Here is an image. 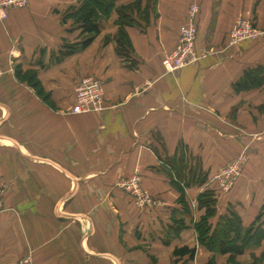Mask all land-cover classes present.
<instances>
[{"label": "crops", "instance_id": "1", "mask_svg": "<svg viewBox=\"0 0 264 264\" xmlns=\"http://www.w3.org/2000/svg\"><path fill=\"white\" fill-rule=\"evenodd\" d=\"M78 3L30 0L0 20V264L229 261L199 242L198 197L216 194L213 225L234 211L243 226L264 227V174L255 165L264 136L243 134L264 132V90L237 88L246 71L264 67V39L225 48L236 19L264 28V0H157L149 22L126 27L133 66L116 50V12L87 48L63 56L65 44L80 39L65 19ZM194 4L196 46L206 56L169 73L162 60ZM17 66L37 73L48 100L17 77ZM86 75L104 81L105 109L72 114ZM245 146L248 169L233 191L220 193L211 179ZM137 169L159 205L141 207L120 186ZM184 247L196 250L194 259L176 255ZM263 250L252 244L236 261Z\"/></svg>", "mask_w": 264, "mask_h": 264}, {"label": "trees", "instance_id": "2", "mask_svg": "<svg viewBox=\"0 0 264 264\" xmlns=\"http://www.w3.org/2000/svg\"><path fill=\"white\" fill-rule=\"evenodd\" d=\"M120 0H80V6L66 13L65 19L74 21L75 30H80V39L75 44H65L63 56H68L87 48L94 39L101 33L102 22L111 18L113 13L118 14V34L115 36L117 53L130 61L131 66L136 63L133 55L132 41L126 30L127 26L139 24V19L149 22L151 11L154 12V5L157 0H147V5L142 9V0H135L132 4L119 5ZM153 6V7H152ZM129 59V60H128ZM17 77L27 82L45 100L49 97L44 94L37 73L29 71L23 73L20 66L16 67ZM264 68L258 67L247 71L239 84L238 89H248L251 84L263 82ZM217 198L215 193L207 190L198 197V206L204 209V214L195 224L199 234V242L210 251L221 254H229V262L238 264L236 257L243 254L250 245H264V227L262 224L251 225L248 228L243 226L242 220L234 211L220 216L216 225L211 219L217 215ZM178 256H187L194 259L196 250L184 247L175 251ZM183 264H186L185 262ZM254 264H264V250L260 258L255 257Z\"/></svg>", "mask_w": 264, "mask_h": 264}, {"label": "built area", "instance_id": "3", "mask_svg": "<svg viewBox=\"0 0 264 264\" xmlns=\"http://www.w3.org/2000/svg\"><path fill=\"white\" fill-rule=\"evenodd\" d=\"M30 0H0V20L6 19L9 10L13 8H25ZM200 11L198 5H191L188 9L186 22L180 28V35L174 51L170 55H166L162 64L169 73H175L184 67L193 65L206 56V50L197 49L196 42L198 38V27L196 17ZM264 29V28H263ZM261 30V29H260ZM261 33L259 28L247 18H239L231 29L230 41L232 44H242L248 40L260 39ZM1 76V72H0ZM102 87L99 81L93 77H86L81 80L76 87L74 113L93 112L101 110L103 104L98 99L100 97ZM236 165L229 169L235 170ZM138 175H134L129 180L122 182L121 187L134 197L137 204L141 207L147 205H159V202L146 193L139 184Z\"/></svg>", "mask_w": 264, "mask_h": 264}, {"label": "rangeland", "instance_id": "4", "mask_svg": "<svg viewBox=\"0 0 264 264\" xmlns=\"http://www.w3.org/2000/svg\"><path fill=\"white\" fill-rule=\"evenodd\" d=\"M30 3V2H29ZM129 4V3H128ZM128 4H126V5H128ZM81 4L80 3H78L77 4V6H73V7H70V8H68L67 10H66V12L65 13H68V12H70V11H72L73 9H76V8H78L79 6H80ZM28 6H29V4H28ZM27 6V7H28ZM26 8V7H25ZM2 20H5V19H2ZM237 20L238 19H236L234 22H233V24H232V26H231V29L234 27V25L236 24V22H237ZM259 28V27H258ZM263 31L264 29L263 28H259V31H261V30ZM230 35H231V30H229V32H228V40H227V42H226V44H225V48H227V49H229V50H235L236 48H237V46H239L240 44H232L231 43V41H230ZM259 38H261L262 40L264 39V34L263 33H261V35L259 36ZM175 49V48H174ZM174 49L171 51V52H169L167 55H170L173 51H174ZM210 52H212L213 54H218L219 53V51L218 50H216V49H210ZM259 54H260V52H257L256 54H250V56L249 57H247L248 59H250V58H253V57H257V56H259ZM258 67H262V68H264L263 66H258ZM257 67V68H258ZM252 69H255V68H252ZM252 69H249L248 71H250V70H252ZM247 72V71H246ZM245 72V73H246ZM93 77L95 80H97V81H99V83H100V85H101V87H102V91H101V94H100V97L98 98L99 100H100V102L103 104V107H102V109L101 110H98V111H93V112H82V113H74V111H73V108H72V111H71V113L72 114H88V113H98V112H102L104 109H105V93H106V91H105V83H104V81L101 79V78H99L98 76H96V75H86V76H83V77H81V79H80V81L82 80H84V79H86V77ZM245 76V75H244ZM262 76H264V75H261L260 77H262ZM79 81V82H80ZM79 84V83H78ZM261 90V89H263L264 90V80H263V82H258L257 81V84H251L250 86H249V88L248 89H245V90H247V91H249V90ZM74 106H75V104H74ZM73 106V107H74ZM243 120H246V122H244L245 123V125L243 124V125H241L240 127L241 128H243L244 130L245 129H248V128H250L249 127V123H248V121H247V118L244 116L243 117ZM249 133H250V131H249ZM243 134H245L246 136L248 135L249 136V138H251V139H253V140H257V139H260L262 136H264V132H261V131H258V132H254L253 134H246V133H243ZM251 144V143H250ZM250 144H248L249 146H250ZM249 146H245L244 147V151H241L239 154H238V156H236V157H234L232 160H230V161H227L226 162V164H224L223 166H222V168L220 169V171L217 173V174H215L214 176H213V178L211 179V182L213 183V185H215L216 186V188H217V190L219 189V191H220V193H222V194H229L231 191H233L234 190V188H236L237 186H238V184L240 183V181H241V179H242V177H243V174H244V172H245V168H247L248 166V150H249ZM264 149V148H263ZM257 160V161H256ZM256 160H255V165L257 166V169L260 171V173H262V174H264V158H256ZM234 165H236L237 166V168L235 169V170H231V174L228 172V170L231 168H233V166ZM248 169V168H247ZM135 175H138V178H139V184H140V186H141V183H142V178H141V176H140V173H139V170L137 169L136 171H135ZM141 188L143 189V187L141 186ZM144 190V189H143ZM145 191V190H144ZM146 193L148 192V190H146L145 191ZM149 194V193H148ZM151 197H153L151 194H149ZM131 196V195H130ZM131 197H133V196H131ZM215 197H216V194H215ZM133 199H134V197H133ZM135 200V199H134ZM136 202V201H135ZM217 203V205H218V200L216 201ZM137 203V202H136ZM217 216V215H216ZM215 216V217H216ZM215 217H213L212 219H211V222H213L214 221V219H215ZM260 223H258L257 225H259ZM255 225H256V223H255ZM195 227H196V225H195ZM245 227V226H244ZM248 227H250V226H248ZM248 227H245V228H248ZM225 260V259H224ZM237 260V259H236ZM240 260V262L239 261H237L238 262V264H254V261H255V257H250V258H247V257H244V258H241V259H239ZM214 261H212V259L209 261V263L208 264H212ZM223 264H230L229 263V261H227V262H223Z\"/></svg>", "mask_w": 264, "mask_h": 264}]
</instances>
